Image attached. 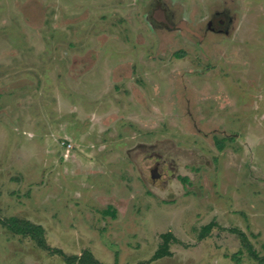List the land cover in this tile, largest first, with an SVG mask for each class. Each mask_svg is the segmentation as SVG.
<instances>
[{
	"label": "rangeland",
	"instance_id": "1",
	"mask_svg": "<svg viewBox=\"0 0 264 264\" xmlns=\"http://www.w3.org/2000/svg\"><path fill=\"white\" fill-rule=\"evenodd\" d=\"M10 217L0 264H260L264 0H0Z\"/></svg>",
	"mask_w": 264,
	"mask_h": 264
},
{
	"label": "trees",
	"instance_id": "2",
	"mask_svg": "<svg viewBox=\"0 0 264 264\" xmlns=\"http://www.w3.org/2000/svg\"><path fill=\"white\" fill-rule=\"evenodd\" d=\"M0 222L5 225L9 230L13 233L28 236L37 241L38 244L43 246V228L40 225H35L29 222L28 220H21L16 217H10L5 219L4 221L0 220ZM207 228V227H206ZM163 238V242L161 247L155 251L152 255L151 260H156L167 255H170L171 252L168 248L169 246V239L171 238V234L169 232L164 233L161 235ZM264 249V244H263ZM248 252L252 255L255 259L259 261L260 264H264V253L263 255L259 256L250 246L247 247ZM89 252L83 254V258H77V264H84L85 261H91V256ZM83 261V262H82ZM90 264H102L97 260H92Z\"/></svg>",
	"mask_w": 264,
	"mask_h": 264
},
{
	"label": "flooded vegetation",
	"instance_id": "3",
	"mask_svg": "<svg viewBox=\"0 0 264 264\" xmlns=\"http://www.w3.org/2000/svg\"><path fill=\"white\" fill-rule=\"evenodd\" d=\"M220 22V24H221V26H224V23H225V21L222 19V20H220L219 21ZM178 27H181L182 26V22L180 23V24H176ZM211 24L210 23H208V28H210L211 29ZM220 30H223L222 28H220L218 31H220ZM153 175V174H152ZM153 176H155V175H153Z\"/></svg>",
	"mask_w": 264,
	"mask_h": 264
}]
</instances>
